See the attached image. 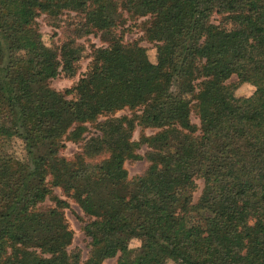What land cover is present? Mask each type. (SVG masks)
Listing matches in <instances>:
<instances>
[{"label": "trees", "instance_id": "1", "mask_svg": "<svg viewBox=\"0 0 264 264\" xmlns=\"http://www.w3.org/2000/svg\"><path fill=\"white\" fill-rule=\"evenodd\" d=\"M64 12L76 38L99 32L106 46L58 92L49 81L75 71L82 47L47 46L36 20ZM138 19L141 37L124 41ZM242 84L253 92L236 97ZM135 129L154 132L134 141ZM66 142L81 143L71 160ZM140 160L129 178L124 163ZM54 189L83 216V261ZM108 259L264 264V0H0V264Z\"/></svg>", "mask_w": 264, "mask_h": 264}, {"label": "rangeland", "instance_id": "2", "mask_svg": "<svg viewBox=\"0 0 264 264\" xmlns=\"http://www.w3.org/2000/svg\"><path fill=\"white\" fill-rule=\"evenodd\" d=\"M77 20L75 16H73L72 13H62L59 17L56 18L54 21L48 20L45 16L41 15L38 17L37 24H38V30L39 33L42 36V41L47 44V46L55 47L59 46L63 41L66 39H72L74 40L75 44L82 47L78 61L76 63L75 71L72 74H64L59 73L54 79L49 81V86L58 92H62L64 89H68L72 85H74L77 81V79L86 71V67L89 61L88 54L92 47H105L106 42L103 41V37L99 32L91 33L88 35H83L79 38H76L77 32L75 31L78 29V26L75 22ZM142 21H145V19H138L136 22H133L131 20H126V22L121 26L119 29H126L127 32L123 34V40L126 42L132 41V40H138L141 37V32L139 31L138 27L135 25H139ZM211 22L214 24L220 23L222 24V20L218 16H212ZM225 27H229L228 24H226ZM116 35L118 34L115 32ZM139 45L145 49V54L150 63L154 62V48L152 44L140 41ZM235 81L234 77H231L227 82H233ZM253 92V87L248 84H242L236 88L234 91V95L236 97H247ZM69 98V97H67ZM66 98V99H67ZM121 115H128L127 111H119L113 115V117H119ZM100 120H103V118H99ZM191 123L197 124L198 121L194 114H191L190 116ZM154 131L145 129V130H139L135 129L132 133V140L136 141L138 139L139 134L144 135H151ZM95 135V131L91 128L88 129V132L85 136V138ZM81 143H71L66 142L64 149H62L59 153V156L71 160L73 156L79 152V147ZM17 152L19 151L17 146L13 147ZM145 148L142 147L140 150H138V154L140 156H143L145 153ZM124 168L127 172L128 177H133L135 175L141 174L145 168L146 164L144 161H134V162H125ZM195 191L192 193V203H195L197 200L200 190H201V181L197 180L195 181ZM54 194L58 196L61 200H64L67 203V208L63 210L64 213V219L68 226V228L72 232V240L68 247V250L71 251H77L80 256V261H83L86 257L87 253V243L88 239L83 236L80 227L81 223L80 220H83V216L76 206V204L73 203L71 199H68L64 196V194L58 190L54 189ZM44 205H49L48 202H45ZM142 240L144 243H149L150 238L147 236H143ZM135 243H139V241L132 242V245H135ZM114 259H108L104 261V264H113ZM166 264H175L174 262L167 261Z\"/></svg>", "mask_w": 264, "mask_h": 264}]
</instances>
